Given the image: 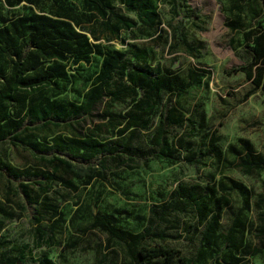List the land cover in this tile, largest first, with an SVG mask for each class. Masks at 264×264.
<instances>
[{
    "label": "rangeland",
    "instance_id": "1",
    "mask_svg": "<svg viewBox=\"0 0 264 264\" xmlns=\"http://www.w3.org/2000/svg\"><path fill=\"white\" fill-rule=\"evenodd\" d=\"M51 1L0 0V26L6 19L20 13L49 11L52 8ZM153 1L161 21L159 38L133 29L132 34H123L124 41L119 38H100V45L103 48L111 46L121 49L143 47L147 51V58L140 59L138 63L149 66L158 64L163 72L176 74L181 81L186 82L183 89L173 93L169 100V104L181 109L186 118L181 125L170 127L169 134L181 137L182 153L196 148L205 151V162L193 166L183 160L169 162L145 157L156 117L147 128L136 129L128 137L124 136L128 140L127 147L104 160H101L100 154L85 159L48 148L53 132L61 136L84 134L92 128L104 137L115 136L112 130L95 127L107 102L100 103L89 117L75 123L78 131L64 123L49 127L31 126L18 133V137H25L26 140L21 143L13 137L16 130L12 128L9 135L0 138V163L30 171L36 168L51 169L50 157L56 153L81 167L90 164L100 170L102 163L103 168L101 174L96 173L88 180L85 175L76 177L70 171L58 168V174L72 178L77 188L64 187L55 175V180L44 192L46 200L55 204L58 210L54 215L49 214V209L42 210L37 222L38 225L51 227L52 237L49 239L46 235L36 236V223L31 218L32 214H36L33 203H28L17 189L19 181L28 182L35 189L36 184L32 180L41 179V176L14 177L0 166V204L14 211V216L4 219L0 227V252L7 251L10 254L14 252L9 251L10 245L24 244L28 255L46 254L55 264H176V261L162 263L158 258L132 262L118 241L109 238L106 232L97 227L87 226L91 214L95 211L111 212L119 218L118 225L131 231L156 224L157 229H164L167 234L162 242L177 247L181 253L192 255L197 236H190L185 225L198 223L199 204L190 198L180 197L177 206L170 210L166 218L159 219L162 206L172 197V190L179 182L203 194L210 204L208 186L214 185V195L219 196L222 202L219 226L222 231L242 204V198L235 190L226 192L217 184L218 178L226 184L229 183L228 178H232L243 183L247 189V203L242 206L241 213L248 224L242 239L249 243V247L245 253L240 250L239 255L248 264H264V246L259 244L251 230L264 224V169L245 174L231 167L228 162L234 159L228 151V145L239 146L240 139L248 140L252 151L264 157V92L259 87H253L241 70L232 68L245 62L248 54L240 44L239 29L233 30L228 24L230 19L237 16L242 22L260 19V4L257 0H237L242 6L237 14L238 10L231 8L232 0ZM68 2L83 9L80 0ZM113 5L135 18L133 13L122 10L116 2ZM92 19L90 27L99 32L100 18L94 15ZM179 29H182L186 41L197 47L198 55L193 56L184 51L177 40ZM96 67L95 62H80L77 69H71L73 81L70 86L57 94L46 92L59 101L78 103L81 100L80 91L87 85L85 81L90 80ZM166 96V92H162V98ZM112 108L122 109L123 105L112 104ZM13 109V105L6 108L7 116L16 117ZM31 141H37L40 150H32L27 143ZM217 150L222 158H217ZM59 214L62 220L54 227L52 221ZM146 241L150 244L155 242L150 239ZM256 246L259 250L252 251V247ZM224 258L222 251L216 248L215 251L204 253L198 263H224Z\"/></svg>",
    "mask_w": 264,
    "mask_h": 264
},
{
    "label": "trees",
    "instance_id": "2",
    "mask_svg": "<svg viewBox=\"0 0 264 264\" xmlns=\"http://www.w3.org/2000/svg\"><path fill=\"white\" fill-rule=\"evenodd\" d=\"M257 1L260 4V19L242 22L237 16L230 19L228 24L233 30L239 29L240 44L248 54L245 62L232 68L241 70L253 87H259L264 92V0ZM113 2L120 5L122 10L133 13L135 18L117 9ZM50 4L52 8L49 11L20 13L6 19L0 26V138L9 135L14 128L16 131L13 137L25 143V137H18L19 132L31 126L49 127L62 123L69 124L78 131L75 123L89 117L100 103L107 102L108 105L101 112V119L95 123V127L112 130L115 136L104 137L92 128L89 133L84 134L61 136L53 132L48 148L85 159L100 154L101 160H104L107 156L116 155L121 148H126L129 134L136 129L147 128L156 117L145 157L169 162L183 160L193 166L204 163L207 154L205 151L196 148L182 153L181 137L169 134L170 127L181 125L186 118L181 109L169 104L171 95L181 91L186 82L181 81L176 74L167 71L164 73L158 64L149 66L138 63L140 59L147 58V51L143 47L121 49L111 46L103 48L100 45V38H119L124 41L123 34H132L133 29L159 38L161 21L154 1L80 0L83 9L74 7L68 0H52ZM231 8L238 10L239 14L242 6L237 0H232ZM94 15L100 18L99 32L89 25ZM177 40L187 54H199L197 47L186 41L182 29L178 31ZM80 62H95L97 65L93 76L85 81L87 85L80 91V102H63L49 96L46 91L57 94L72 84L71 69H77ZM162 92L167 94L164 99ZM117 103L122 104L123 108H112V104ZM11 105L14 106L12 112H15L16 117L6 114V108ZM240 141L239 146L228 145V151L234 158L228 160L231 167L238 168L245 174L264 169V157L252 151L248 140ZM27 143L32 150H40L37 141ZM185 147L188 150L186 145ZM216 155L218 159L220 156L222 158L218 150ZM50 162L51 169L36 168L31 171L12 167L5 162L0 163L14 177L41 176V179L32 180L36 184L35 189L25 181H19L17 189L28 203H33L36 214H32L31 218L36 223V236L46 235L49 239L52 237L51 227L38 225L37 222L42 216V210L49 209L51 215L58 210L55 204L46 200L44 192L55 180V175L64 187L77 188L72 178L58 174V168L70 171L76 177L85 175L86 180L96 173L101 174L103 168L102 163L100 170L90 164L81 167L56 153L51 155ZM228 182L226 184L221 178L217 179V184L224 191L235 190L241 196L242 204L222 231L219 229L222 202L219 196L214 195V185L208 186L211 196L209 204L203 194L181 182L177 183L172 190V197L158 214L159 219L166 218L170 210L177 206L180 197L190 198L199 204L198 223L185 225L190 236H197V245L192 255L181 253L177 247L162 242L167 234L164 229H157L156 224L131 231L118 225L119 218L113 213L95 211L87 226L97 227L106 232L109 238L118 241L134 263L158 258L162 263L176 261V264H199L198 260L204 253L218 248V251H222L225 262L216 264H248L239 255L240 250L245 253L249 247V243L242 239L248 224L241 213L242 206L247 203V189L238 180L228 178ZM13 216V210L5 209L0 204V227L4 219ZM61 220L62 215L59 214L51 225L55 227ZM251 230L259 244L264 246V224ZM148 239L155 242L150 244L146 241ZM25 249L24 244L10 245L9 251L14 252H0V264H55L46 254L32 256L25 253ZM251 250L256 252L259 247H252Z\"/></svg>",
    "mask_w": 264,
    "mask_h": 264
}]
</instances>
